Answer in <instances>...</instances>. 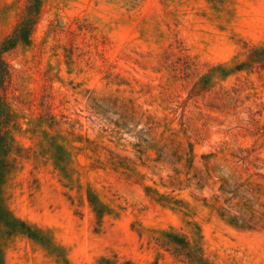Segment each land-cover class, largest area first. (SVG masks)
<instances>
[{"label": "rangeland", "instance_id": "374dc122", "mask_svg": "<svg viewBox=\"0 0 264 264\" xmlns=\"http://www.w3.org/2000/svg\"><path fill=\"white\" fill-rule=\"evenodd\" d=\"M39 2L5 54L2 186L37 237L0 225L4 264H186L168 233L264 264V68L234 69L264 47V0ZM27 3L0 0V40Z\"/></svg>", "mask_w": 264, "mask_h": 264}, {"label": "trees", "instance_id": "16d2710c", "mask_svg": "<svg viewBox=\"0 0 264 264\" xmlns=\"http://www.w3.org/2000/svg\"><path fill=\"white\" fill-rule=\"evenodd\" d=\"M40 12L39 0H28L24 9L18 15L12 29L0 40V225L6 228L5 233L9 235L15 232L25 233L31 237H37V233L26 222L15 217L6 208L2 197V186L13 168L12 150L13 145L8 136L9 126L14 122V115L8 102V92L12 86V71L5 58V54L15 50L20 45H28L31 42V35ZM247 67L264 68V47L252 45L244 62L240 63L234 69ZM208 71L207 76L196 81L190 89L189 95L197 94L211 74ZM200 87V88H199ZM257 110L248 108L249 118L254 121ZM231 221H245L244 217L229 215ZM250 218L247 219L250 222ZM169 242L177 257L186 264H211L202 254L201 247L191 244L186 236L178 234H166ZM0 264H4L3 254L0 249Z\"/></svg>", "mask_w": 264, "mask_h": 264}]
</instances>
